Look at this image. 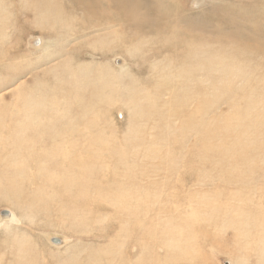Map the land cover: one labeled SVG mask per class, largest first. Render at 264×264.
Instances as JSON below:
<instances>
[{
  "label": "rangeland",
  "instance_id": "obj_1",
  "mask_svg": "<svg viewBox=\"0 0 264 264\" xmlns=\"http://www.w3.org/2000/svg\"><path fill=\"white\" fill-rule=\"evenodd\" d=\"M155 1L0 0V264H264V0Z\"/></svg>",
  "mask_w": 264,
  "mask_h": 264
},
{
  "label": "bare ground",
  "instance_id": "obj_2",
  "mask_svg": "<svg viewBox=\"0 0 264 264\" xmlns=\"http://www.w3.org/2000/svg\"><path fill=\"white\" fill-rule=\"evenodd\" d=\"M96 0H54V2L51 4V5H54V6H63V7H66V9L68 10V12L70 13H74L76 15L77 20L79 21V23L81 24L79 27L81 29V31H86L87 29H90V28H94L93 26H90L88 25V23L86 22H89L90 24L92 22H95V21H98V26H101L100 25V16L97 15L96 11H94L93 9V3L95 2ZM107 1V0H105ZM110 3L115 9H119L121 11V14L119 13L118 14V17L119 18H123L125 19L126 16H127V11H128V6L129 4L131 3V0H108ZM139 2V0H137ZM146 2H150L151 0H144ZM153 1V0H152ZM155 1V0H154ZM254 1V0H252ZM156 2V1H155ZM144 3V2H143ZM259 3V2H258ZM64 4V5H62ZM96 5V4H95ZM110 5V6H111ZM148 5V9H150V12L152 13L151 16L153 15V8H152V3H148L146 4ZM98 7V6H96ZM100 7V6H99ZM155 7V6H154ZM178 7V6H177ZM78 8V9H77ZM99 10V9H98ZM262 10V9H260ZM118 11V10H117ZM96 14L97 17L94 15ZM73 16V15H72ZM112 18V16H111ZM137 19V17H135ZM185 20V19H184ZM137 22V21H136ZM185 23V22H183ZM73 26V24H69L67 25V29L66 31L69 30V28ZM77 27L73 28L72 30L74 31ZM96 29H99V28H96ZM94 29V30H96ZM78 30V29H77ZM224 30V29H223ZM260 31V30H259ZM245 32V31H244ZM249 32V31H248ZM247 33V32H246ZM245 34V33H244ZM248 34V33H247ZM253 35V34H252ZM162 36V34H161ZM100 37L101 40L105 41V42H109L110 38L107 36V35H100L98 36ZM238 37V36H237ZM239 38V37H238ZM245 38V37H244ZM92 39V38H91ZM154 40V39H153ZM184 41V40H183ZM182 41V42H183ZM94 43V42H92ZM91 43V44H92ZM96 43V42H95ZM94 43V45H95ZM178 43V42H177ZM262 43V42H261ZM98 44V43H97ZM179 44V43H178ZM182 44V43H181ZM99 45V44H98ZM90 46V44H89ZM97 46V45H96ZM185 46V45H184ZM92 47V46H91ZM101 47V45H100ZM186 48V47H185ZM93 49V48H92ZM94 50V49H93ZM92 50V51H93ZM91 51V52H92ZM113 51V50H112ZM243 134V133H242ZM58 135V134H57ZM63 143V142H62ZM64 144V143H63ZM66 159V158H65ZM48 181V180H47ZM49 182V181H48ZM11 214V213H10ZM7 217V216H6Z\"/></svg>",
  "mask_w": 264,
  "mask_h": 264
}]
</instances>
